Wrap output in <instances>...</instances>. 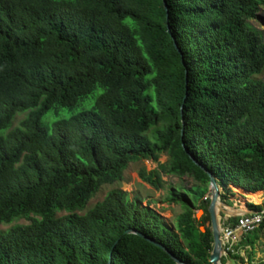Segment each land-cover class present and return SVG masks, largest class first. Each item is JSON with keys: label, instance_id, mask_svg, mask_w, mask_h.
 Wrapping results in <instances>:
<instances>
[{"label": "trees", "instance_id": "obj_1", "mask_svg": "<svg viewBox=\"0 0 264 264\" xmlns=\"http://www.w3.org/2000/svg\"><path fill=\"white\" fill-rule=\"evenodd\" d=\"M263 7L264 0H0V226L29 221L0 231V264H177L132 229L186 264H212L210 177L185 148L229 186L223 203L231 186L260 203L264 31L250 22ZM79 107L50 129L42 124L50 111ZM18 114L24 118L13 127ZM139 161L158 164L139 171L157 191L165 176L195 182L169 190L165 202L182 210L172 226L119 188L87 209Z\"/></svg>", "mask_w": 264, "mask_h": 264}, {"label": "rangeland", "instance_id": "obj_2", "mask_svg": "<svg viewBox=\"0 0 264 264\" xmlns=\"http://www.w3.org/2000/svg\"><path fill=\"white\" fill-rule=\"evenodd\" d=\"M250 25L259 31H264V7L262 8L259 17L253 21L250 22ZM257 78L259 79H264V72L259 75ZM94 97H90L86 104H91L93 102ZM81 107L76 108L74 110H69V109H61L59 111L53 110L50 111L48 114H46L43 118V126L50 129L52 123L56 120L59 119H64L69 117L70 115L74 114L75 112H78ZM24 118V115L18 114L16 116V119L14 120L13 127H16L21 119ZM167 161L166 156H161L160 157V162L165 163ZM158 166L157 163L153 161H139L135 163H130L128 168L126 169L124 173V180L120 183H115L112 185H104L100 188L98 193L90 200L88 203L87 209L92 208L96 203L102 201L106 194L113 190V189H121L131 195V197L134 196H139L140 198L143 199V205H146L148 202H150L151 207L154 208L161 216L166 220L167 224L172 226L175 222L176 217L182 212L180 206L178 205H168L165 200L168 197L169 190L171 188L175 187H190L191 185H195V182L193 181L192 178L189 177H184L182 179L175 177V176H165L164 181H165V187L164 189H161L159 191L155 190L152 186H150L147 183H144L140 177H139V171L142 168H145L148 172L154 170ZM220 180V179H219ZM224 186H227L225 182H223ZM229 186H227V189ZM230 189V188H229ZM235 191V190H234ZM223 193V191H222ZM237 193V192H236ZM241 195V194H240ZM232 194L230 195V197ZM239 199V202L237 203L236 201H228L227 205H230V207H236V205H240L241 203H244V205L248 204H254V205H263L264 206V194L263 192L260 195V203L256 204L254 202H246L244 200L238 197L237 200ZM223 208L224 212H220L221 216V222H222V227L227 224V222L235 218L237 216H240L241 214L244 213H238L237 211L232 210L231 208ZM237 208V207H236ZM240 208V207H239ZM246 206L244 207V209ZM247 210L249 208L247 207ZM221 211V210H219ZM235 212L238 214H228V212ZM85 211L80 212V214H84ZM263 212V211H262ZM204 212L200 211L197 213V217L200 219L202 218ZM29 221L25 219H20L16 221L15 223L11 225H1L0 226V231H5L9 228H11L14 225H22V224H28ZM233 224V223H229ZM205 228V227H204ZM257 236H263L264 237V230H261V228L257 229L255 232L249 233V234H242L240 237L246 238V240H250L254 242L255 244V239ZM241 242V241H240ZM237 249L240 252H243L244 248L241 246V243L238 244ZM247 255V261H245L244 264H258L264 261V246L260 247L259 250H253V251H248L246 252ZM234 257V256H233ZM236 259H240V257L236 256L234 257Z\"/></svg>", "mask_w": 264, "mask_h": 264}, {"label": "water", "instance_id": "obj_3", "mask_svg": "<svg viewBox=\"0 0 264 264\" xmlns=\"http://www.w3.org/2000/svg\"><path fill=\"white\" fill-rule=\"evenodd\" d=\"M165 7L168 11V7L165 1ZM174 45L177 51L182 55V52L177 44L176 39L173 37ZM186 152L190 155L191 159L196 163L197 166H199L202 170H204L210 177V206H209V213H210V226L212 229L213 234V250L211 252L210 256V262L212 264H244L242 261H239L238 259L234 257H229L228 261L224 263V258L226 259L228 257V254L226 253L224 249V244L222 240V222H221V216L220 212H224L223 208H229L230 206L223 203L221 201V195L222 191H224L227 186H224L218 178L214 175L212 171H210L205 165L200 164L195 157L190 153L188 148H185ZM232 187V186H231ZM218 207L221 211L218 210ZM233 208V207H230ZM200 212V211H199ZM198 212V213H199ZM248 213V211H244V214ZM201 230L205 232V228L202 227ZM129 234H136L145 240L151 242L152 244L160 247L161 249L165 250L169 255L174 259V261L177 264H186L185 262L178 259L173 253L169 252L168 249L162 245L161 243H158L150 238H148L145 234L138 232L136 230H130L128 231Z\"/></svg>", "mask_w": 264, "mask_h": 264}, {"label": "built area", "instance_id": "obj_4", "mask_svg": "<svg viewBox=\"0 0 264 264\" xmlns=\"http://www.w3.org/2000/svg\"><path fill=\"white\" fill-rule=\"evenodd\" d=\"M235 224H226L222 228V240L224 249L228 255H240L242 253L237 249L241 241L242 234H249L255 232L264 225V211L253 212L237 216ZM245 257V255L243 256Z\"/></svg>", "mask_w": 264, "mask_h": 264}, {"label": "crops", "instance_id": "obj_5", "mask_svg": "<svg viewBox=\"0 0 264 264\" xmlns=\"http://www.w3.org/2000/svg\"><path fill=\"white\" fill-rule=\"evenodd\" d=\"M231 190H232V196L230 197L229 196V200L230 201H236L237 203L239 202V199L237 200V198L239 197L240 198V201H241V199L242 200H244V201H246V202H252L251 200H249L247 197H245L244 195H240L239 193H236L235 191H234V187H231ZM264 194V193H263ZM228 200V201H229ZM242 204H244V203H241L240 205H236V207H233V208H231L232 210H234V211H237L238 213H244V211H248L247 210V205H244V206H246V208L244 209V210H242L241 209V206H242ZM230 206V205H229ZM240 207V208H239ZM250 212V211H249ZM238 213H235V212H228V214L230 215V214H238ZM261 230H264V228L263 229H261ZM245 237L244 238H242L241 237V242L240 243H242V242H244L245 241ZM262 246H264V237L263 236H258V238H257V240L255 241V244L254 245H252V247H253V249H251L252 247H250L249 245H246V246H244L243 248H244V250H243V252H241L242 253V255L244 256L245 255V257H243V256H240V257H243V258H245V260H244V263H245V261H247V255H246V252H250V251H253V250H259V248L260 247H262ZM228 260L227 259H224V263L225 262H227ZM264 262V261H263Z\"/></svg>", "mask_w": 264, "mask_h": 264}, {"label": "clouds", "instance_id": "obj_6", "mask_svg": "<svg viewBox=\"0 0 264 264\" xmlns=\"http://www.w3.org/2000/svg\"><path fill=\"white\" fill-rule=\"evenodd\" d=\"M251 211V210H250ZM249 212V211H248ZM236 218V217H235ZM223 228V227H222ZM233 256H238V257H240V255H228V257L226 258L227 260H228V258L229 257H233ZM225 259V258H224ZM245 260V258H243V257H240V259H238L239 261H242L243 262V260ZM226 263V262H225ZM244 263V262H243Z\"/></svg>", "mask_w": 264, "mask_h": 264}, {"label": "bare ground", "instance_id": "obj_7", "mask_svg": "<svg viewBox=\"0 0 264 264\" xmlns=\"http://www.w3.org/2000/svg\"><path fill=\"white\" fill-rule=\"evenodd\" d=\"M218 210H220L219 207H218Z\"/></svg>", "mask_w": 264, "mask_h": 264}, {"label": "flooded vegetation", "instance_id": "obj_8", "mask_svg": "<svg viewBox=\"0 0 264 264\" xmlns=\"http://www.w3.org/2000/svg\"><path fill=\"white\" fill-rule=\"evenodd\" d=\"M211 227V226H210Z\"/></svg>", "mask_w": 264, "mask_h": 264}]
</instances>
